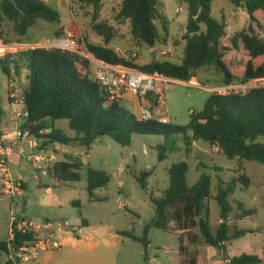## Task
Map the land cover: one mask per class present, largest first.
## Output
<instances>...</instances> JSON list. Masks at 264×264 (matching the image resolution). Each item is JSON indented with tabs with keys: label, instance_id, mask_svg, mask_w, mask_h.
<instances>
[{
	"label": "rangeland",
	"instance_id": "1",
	"mask_svg": "<svg viewBox=\"0 0 264 264\" xmlns=\"http://www.w3.org/2000/svg\"><path fill=\"white\" fill-rule=\"evenodd\" d=\"M3 1L0 0V55L12 54L33 46L42 47L56 38L67 35L64 33L57 37L55 35L57 30L69 29L74 25L77 28V34L72 35L81 45L82 54L79 55L81 59L88 62L90 72L94 77L95 66L88 57L90 54L83 40L86 36L93 44H103L102 37L94 33L90 27L96 9L94 4L87 0H49L48 4L60 13L61 22L56 24L38 19L35 26L30 28L25 35H21L15 30L14 23L2 11ZM122 1L102 0L99 8V21H112L116 28L117 37L110 43V46L121 56L131 57L138 65L150 63L154 59L180 63L184 56L186 43L183 37L187 32L189 20L188 4L180 0H159L167 31L164 29V24L158 22V28L162 34L161 40L153 48H137L131 37L129 22L116 20V14ZM212 15L226 25V33L221 38V43L231 44V38L234 35L243 29L249 30L250 27L264 38V22H261L262 26L259 27L256 22L250 20L244 7H236L230 0H214ZM248 60V52L243 47L232 49L225 56V63L232 72L245 67ZM20 65L21 74L17 75L13 70L10 77L0 66V107L4 109L3 115L0 113V140L2 141L0 143L4 146H16L17 131L21 130L25 122L24 109L13 107L10 104L11 101L16 100L21 102L24 91L29 87L28 70L24 68L23 62ZM78 66L85 69L83 62ZM222 79V71L215 66H207L198 70L194 82L175 81L171 83L170 88L166 87L162 81L154 79L153 85L156 90L143 96L141 105L151 110L157 118H166L176 125H186L190 121V113L201 112L214 92L223 94L230 91L245 92L250 88L264 85L263 79L249 83L235 82L225 86L222 85ZM10 92H15V96L8 100ZM161 94L164 97L159 101ZM136 97L137 107L134 111L141 117V97L137 95ZM151 97L153 104L149 101ZM55 125L68 135L72 133L67 119L58 120ZM31 140L36 143L40 142L26 133L21 139L24 153L15 151L8 157V163L13 177L24 181L27 185L24 197L17 196L16 202L26 206L28 213L51 217L54 220V226L48 230H42L41 235L46 236L52 233L56 240L64 242L60 250H51L54 258L50 264H106L108 256L118 258L117 262L121 264V253L124 252L133 255L132 264L135 261L147 264L144 244L128 239L122 232L127 231L139 237L143 236L145 225L156 216L151 195L159 197L163 190L168 188V169L180 161H186L188 164L187 183L189 186L197 183L201 173H206L212 178V197L216 195L221 181L225 183L237 181L236 191L230 196L234 207L230 218V233L234 232L236 225L241 229L258 231L246 235L243 242L233 248V253L235 252V256L243 253L257 254L263 258L264 264V165L256 161L243 160L240 162L238 159H229L218 147L203 141L195 142L192 152L188 153L184 149L182 139L177 141V145L182 148L180 151L172 152L167 159L159 161L158 152L153 146L162 142L163 137L136 134L133 136L131 145L123 146L109 136H102L89 148L57 144L58 147L67 146L72 156L67 159L56 156V161L79 159L83 162L79 170L81 181L71 182L65 181L62 176L55 180L51 170L44 174L42 169H47L46 160L38 165L33 164L32 159L36 154L49 158L54 157L57 150L54 148V151H47L43 144H39L37 149L32 151L29 147ZM16 148L20 150L19 145ZM49 162L52 163L50 160ZM50 167H53L52 164ZM89 169L104 171L110 176L108 185L96 189L93 195H90L88 191ZM151 169L154 172L148 177V188L145 189L141 186L137 176ZM243 176L248 177L249 181L242 180ZM47 189L52 190V196L46 194ZM45 196L47 199L44 198ZM0 197H2L0 200V224L2 225L0 238L7 240L9 238L8 229L10 230L11 227V212L13 211L18 216L21 210L10 208L12 196L3 193L1 182ZM236 201L243 203L245 209H256V213L238 222L233 218L237 210ZM48 204L55 206L50 208ZM209 205L210 224L215 232L221 222L220 208L213 199L210 200ZM83 219L88 221L90 228L85 229L88 226H82ZM59 222L64 223L65 226L59 227ZM66 227H68V233L61 236L59 230H65ZM80 228L84 231V240L75 245L69 238H77L76 233ZM149 237L152 240V246L148 249L149 256L151 258L157 256L154 264H178L176 259L178 258L179 234L162 229H152Z\"/></svg>",
	"mask_w": 264,
	"mask_h": 264
},
{
	"label": "trees",
	"instance_id": "2",
	"mask_svg": "<svg viewBox=\"0 0 264 264\" xmlns=\"http://www.w3.org/2000/svg\"><path fill=\"white\" fill-rule=\"evenodd\" d=\"M95 5L91 30L102 37L103 44H93L84 36L87 50L106 63L140 70L148 75H161L179 81L194 82L198 70L215 66L223 73L222 85L235 82L249 83L264 79V38L252 27L243 29L231 38V44L221 43L226 33L225 23L212 15L214 0H180L188 4L189 20L184 35V56L180 63L169 60H152L138 65L129 56H121L110 46L117 37L112 21H99L102 0H87ZM236 7H244L250 20L261 27L264 22V0H230ZM1 9L14 23L15 30L25 35L36 25L38 19L50 23L61 22L60 13L45 0H4ZM116 20L128 21L132 40L137 48H153L162 38L158 22L165 25V17L160 10L159 0H123ZM164 21V22H163ZM204 26V28H203ZM64 34L57 30V37ZM19 45L20 43H16ZM21 45V44H20ZM243 47L249 55L247 65L232 72L225 63V56L232 49ZM82 60V61H81ZM21 62L28 70L29 87L24 91L25 122L21 130L43 145L55 144L85 146L89 148L102 136H109L123 146L131 145L133 136L155 135L163 141L153 146L158 152V160L164 161L172 152L180 151L177 141L182 139L184 149L190 153L195 142L203 141L218 147L229 159L240 162L256 161L264 165V85L248 91L214 92L201 112H191L186 125L163 122L158 118L143 119L126 107L119 98H112L109 90L101 85L90 72L88 62L76 52L44 47H29L12 54L0 55V66L10 77L12 71L21 74ZM85 69L78 66L82 63ZM171 84V82H168ZM152 93V92H150ZM148 93V94H150ZM0 107V113H1ZM67 119L75 136L68 135L56 127V121ZM83 162L79 159L56 162L51 168L55 180L62 176L65 181H81L79 170ZM189 167L186 161L173 164L168 169L169 186L162 195H151L156 216L144 227L142 237L124 231L123 235L140 241L147 248L152 229L167 232L197 230L206 244L226 252L227 243L238 239L251 229H241L237 225L230 233V218L234 207L230 196L236 191L237 181H221L214 197L211 194L212 178L201 173L193 186L187 183ZM153 169L137 176L141 186L148 188V177ZM245 182L249 178L243 176ZM110 176L99 170L89 169L88 191L90 195L98 188L106 187ZM220 208L221 222L213 232L210 224V200ZM234 219L239 221L256 213V209H245L236 201ZM174 224V225H172ZM82 220V226H88ZM190 234V233H189ZM78 235L76 234V237ZM182 236H180V241ZM34 239L32 233L15 232L13 240H0V254L10 255L15 249ZM226 264H261L263 259L257 254L243 253L232 258L224 254ZM4 264H15L7 260Z\"/></svg>",
	"mask_w": 264,
	"mask_h": 264
},
{
	"label": "built area",
	"instance_id": "3",
	"mask_svg": "<svg viewBox=\"0 0 264 264\" xmlns=\"http://www.w3.org/2000/svg\"><path fill=\"white\" fill-rule=\"evenodd\" d=\"M42 47L59 48L82 54L81 45L76 39H74L72 34L56 38L49 43L42 45ZM89 54V56H86L90 58L95 66V79L109 90L112 98H120L126 92H132L137 96L143 97L156 90L153 85L154 79L160 80L163 83L170 81L169 78L163 75L155 77L140 70L112 65L99 60L91 53ZM163 97V94H161L159 96V101H161ZM140 116L143 119H149L154 118L155 114L141 105ZM160 120L168 122L164 118ZM25 134L26 133L22 130L17 131L18 145ZM14 149V146H4L0 143V182L3 185L4 194L17 197L24 193V188L22 181L13 177L8 163V157L14 153ZM20 152L24 153V148L22 146H20ZM46 159L47 157L36 154L32 159V162L34 165H38ZM11 215L9 240L14 239L15 232L32 233L34 239L15 249L10 255H7V260H12L15 264H40L39 256L42 251L60 250L62 248L63 243L56 240L52 233L46 236L41 235L42 230H48L54 226V221L48 219L35 220L28 217H19L13 211L11 212ZM58 226L64 227L65 225L64 223L59 222Z\"/></svg>",
	"mask_w": 264,
	"mask_h": 264
},
{
	"label": "crops",
	"instance_id": "4",
	"mask_svg": "<svg viewBox=\"0 0 264 264\" xmlns=\"http://www.w3.org/2000/svg\"><path fill=\"white\" fill-rule=\"evenodd\" d=\"M45 1L48 2L49 0H45ZM62 29H63L64 33H66V34H77V28L74 25H72V27L69 28V29H65V28H62ZM175 81H179V80L170 79L169 82L173 83ZM164 85H166V87H168V88L171 87V84H169L168 82L164 83ZM159 88L161 89V87H159ZM14 96H15V92H10V94L8 96V100H11V98H14ZM142 98L144 99V97L140 98V105L143 103L142 102ZM119 99L121 100V102L126 107H128L131 111H133L136 114V112L134 111L135 107H137V97H136L135 94H133L132 92H126ZM149 99H150L149 101H151L152 104H153L152 97L149 98ZM11 102L12 103H10V102L9 103L11 105H13V107H19L22 110L24 109L22 101L19 102V101L16 100V101H11ZM152 104L150 103L151 106H152ZM152 109H154V107ZM153 111H155V109ZM3 113H4V109H1V114L3 115ZM164 119H166V118H164ZM71 132L72 133L70 134V136H72V137L75 136V132L72 131V130H71ZM0 142H2V141L0 140ZM1 144H3V143H1ZM39 144L42 145L43 141H40V142H37V143L32 141V140L29 141L30 150L35 151L37 149V147L39 146ZM16 146H18V145H16ZM16 146H15V149H14V153L17 150L20 152V150L18 148H16ZM20 146L23 147L21 142L19 144V147ZM54 148L57 150V154L54 155V157H49V158L47 157V159H46V161L48 162L47 169H42L44 174H47V171L51 170V168H52V167H50L51 164L53 166L56 162H58V161H56L58 156L59 157H65V159H67L68 157L72 156V152H70L68 150L67 146L66 147H64V146L63 147H58L57 144H55V145H51V146H46L45 150L54 151ZM45 150H41V151H45ZM49 160L52 161V163H50ZM22 183H23V188H24V192H25V189L27 188V185H26V183L24 181H22ZM46 194L52 196L51 195L52 194V190L51 189H47L46 190ZM20 196L24 197V193L22 195H20ZM15 198H18V197H12L10 208H12V207L13 208H19L21 210L20 214H18L19 217H28V218H33V219H36V220L48 219V220L54 221L49 216H45V215L44 216H37V215H34L32 213H28L27 212L28 209L26 208V206L24 207V206L18 204V202H16ZM44 198L47 199V196H45ZM0 200H2V197H0ZM50 202H51V200L49 201V203ZM48 206L50 208H53L55 205L48 204ZM245 218H247V217H245ZM243 219H241L239 221H243ZM1 228H2V225L0 224V229ZM67 228L68 227H66L65 230L64 229L63 230H59L60 233H61V236H64L65 234L68 233ZM88 228H90V227L88 226L85 229H88ZM251 230H254V229H251ZM8 231H10V230L8 229ZM257 231L258 230H254L253 233H255ZM83 232H84L83 229L80 228L78 230V232L76 233L78 235L77 238H73V239L69 238V240L73 241L75 245H77V243L83 242V240H84ZM0 233H1V231H0ZM171 233L179 234V236H182V238H181L182 240L180 241V239H179L178 258L176 259L178 264H226L229 260L224 259V257H223L224 254L227 257H229V258L234 257L235 256V252L233 253V248H235V246H237L241 242H243V240L246 237V235L253 234V233H248V234H246L244 236L239 237L236 240L231 241L230 243H227L226 244L227 245L226 252H222L219 249L214 248L213 246H211L209 244H206L204 242V239L202 238V236L195 229L194 230H190L188 232L172 231ZM126 237L128 239L134 241V242H139V241H136V240L132 239L131 237H128V236H126ZM54 238H55V236H54ZM0 240H2V239L0 238ZM7 240H9V238ZM61 242L64 244L63 241H61ZM151 246H152V240H151V237H150V244L146 248L147 264H154V262L156 260V257H157L156 256L154 258H151L149 256L148 249ZM51 252L52 251H43L42 253H40V256H39L40 264H50L52 262L54 256L51 255ZM132 256L133 255H131L130 253H127V252L121 253V260H122L121 264H132V259H133ZM117 259L118 258H114V257L112 258L111 256H108V257H106V264H118ZM6 261H7V255L4 254V253H1L0 254V264H4ZM133 264H140V263L135 261ZM261 264H263V262Z\"/></svg>",
	"mask_w": 264,
	"mask_h": 264
}]
</instances>
